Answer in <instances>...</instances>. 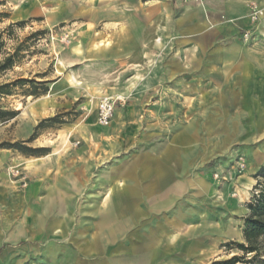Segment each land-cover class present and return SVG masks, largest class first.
<instances>
[{"label": "crops", "instance_id": "0c3cea01", "mask_svg": "<svg viewBox=\"0 0 264 264\" xmlns=\"http://www.w3.org/2000/svg\"><path fill=\"white\" fill-rule=\"evenodd\" d=\"M0 1L9 9L7 25L35 18L69 29L76 65L128 71L121 80L131 101L116 108L108 128L96 125L98 132L122 130L130 142L139 138L135 98L153 96L164 84L169 97V90L182 96L183 112L191 97L198 98L199 112L207 97L221 112L228 91L239 97L231 100L237 112L264 123V16L251 23L250 6L234 12L225 4L209 11L194 6L176 14L171 0ZM254 1L264 7V0ZM222 14L231 22H220ZM245 31L250 39L239 40ZM220 34L232 40L218 42ZM161 41L168 56L159 70ZM155 60L149 76L138 72ZM174 109L168 102L154 111ZM204 127L200 119L176 126L180 130L157 143L163 147L156 154L121 153L120 139L112 146L102 141L108 146L102 153L81 148L24 159L28 181L7 208L0 264H208L223 240L222 222L202 214L210 184L200 177L191 181L192 154L185 146L193 139L190 130ZM257 155L240 178L241 198L264 163V149Z\"/></svg>", "mask_w": 264, "mask_h": 264}, {"label": "rangeland", "instance_id": "374dc122", "mask_svg": "<svg viewBox=\"0 0 264 264\" xmlns=\"http://www.w3.org/2000/svg\"><path fill=\"white\" fill-rule=\"evenodd\" d=\"M174 12L177 14L190 7L199 6L207 11L217 9L218 4H225L230 12L236 11L239 6L249 7L254 0H171ZM9 9L0 1V14H8ZM220 22L229 23L225 14L220 15ZM20 27L14 26L8 30L6 20L0 21V32L4 31L3 40L5 53H12L20 46L21 53L17 57L15 66L0 74V84L11 83L20 79L34 83L48 82V92L42 96H29L33 86L12 87L9 96L0 98V108L18 112V115L4 123H0V232L5 226L6 212L9 204L19 199L22 190L26 188L28 177L24 169V159L34 158L27 156V151L8 149L9 145L19 144L22 148L44 149L46 154L66 153L71 150L85 149L84 151L102 153L108 146L101 142H112L122 139L123 145L117 144L118 151L126 154L153 153L161 151L163 145L173 133L180 130L176 126L195 120H204L206 127L192 129V140L186 144L192 154L190 179L200 177L210 188L206 191L201 209L208 219L220 220L222 225V241L217 246L214 256L208 264L224 261L235 254L236 250L226 252L220 249L221 245L236 242L242 243L243 219L247 215L246 204L252 196V189L245 190L246 196L238 195L240 178L245 175L253 159L258 157L264 149V123L258 125L252 114L237 112L238 104H231L228 91H223V111L215 112L210 107L213 97L204 98L207 105L201 112L196 109L198 98L191 97L186 105L185 112L182 106L183 98L177 91L164 88L154 91L153 96L142 98L139 101V111L135 115L137 125L140 126L139 138L130 142L126 133L114 130L97 131L95 123V108L98 100L104 96H120L130 103L132 95L125 92L126 81L121 79L128 75V71L114 73L112 68H92L76 65L70 56L72 33L63 30L60 26L45 25L38 19L25 21ZM40 32L34 38L30 36ZM239 40L248 41L244 32L239 33ZM232 38L218 36L217 41H230ZM159 45V70L163 60L168 56L165 47ZM172 51V50H171ZM170 51V52H171ZM156 60L148 63L138 72L149 76L152 68H156ZM114 73V74H113ZM112 74V75H111ZM116 76V77H115ZM119 76V77H118ZM161 86V85H160ZM170 87V86H169ZM161 88V87H159ZM36 93L40 94L39 87ZM254 99H257V97ZM168 102L174 104V110L157 113L154 110ZM202 103V102H201ZM189 110V111H188ZM258 114H255V117ZM50 118L53 122L43 123L37 131L35 127ZM257 119V118H256ZM257 124H256V123ZM111 125V124H110ZM108 125L106 128H108ZM96 132H98L96 134ZM69 144H64L69 137ZM109 139H102L107 138ZM117 136L118 139L114 138ZM161 140L157 139V137ZM66 138V139H65ZM92 138H94L92 140ZM99 139V140H95ZM173 148L182 149L183 145L175 144ZM188 148L186 150H188ZM195 153V154H194ZM200 158V160H199ZM264 164V163H263ZM192 215L199 210L190 208Z\"/></svg>", "mask_w": 264, "mask_h": 264}, {"label": "trees", "instance_id": "16d2710c", "mask_svg": "<svg viewBox=\"0 0 264 264\" xmlns=\"http://www.w3.org/2000/svg\"><path fill=\"white\" fill-rule=\"evenodd\" d=\"M7 18V15L0 14L1 19ZM26 22H16L9 24L8 30L14 26H22ZM0 32V74L11 70L16 62L19 53H21L20 46H17L13 52L5 53V43L3 40V34ZM40 35V32L33 33L30 38H34ZM25 85H32L34 88L29 96H42L48 92V82L34 83L30 80L20 79L11 83L0 84V98L9 96L12 87H24ZM36 87L40 89L41 93L37 94ZM18 115V112L12 110H3L0 108V123L8 122L14 119ZM55 118L43 120L36 127L37 131L43 123L53 122ZM22 145L14 144L9 145L8 149H15L18 151H27V156L40 157L46 155L44 149H31L22 148ZM256 181L252 189V196L245 208L247 211L246 217L243 219L242 226V243L230 242L221 245L220 249H224L226 252L236 250L239 254H235L230 258L215 262L214 264H264V164L259 168L257 173L253 176Z\"/></svg>", "mask_w": 264, "mask_h": 264}, {"label": "built area", "instance_id": "2783aa9c", "mask_svg": "<svg viewBox=\"0 0 264 264\" xmlns=\"http://www.w3.org/2000/svg\"><path fill=\"white\" fill-rule=\"evenodd\" d=\"M264 16V7L259 8L252 4L249 8V20L251 23H255L260 17ZM250 36V31L244 32V37ZM125 102L120 96H104L101 97L96 105V118L95 123L99 127H107L111 124L114 112L117 107H123Z\"/></svg>", "mask_w": 264, "mask_h": 264}]
</instances>
